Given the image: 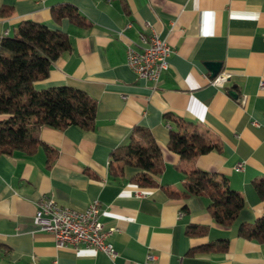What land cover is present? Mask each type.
<instances>
[{
	"label": "crops",
	"instance_id": "crops-1",
	"mask_svg": "<svg viewBox=\"0 0 264 264\" xmlns=\"http://www.w3.org/2000/svg\"><path fill=\"white\" fill-rule=\"evenodd\" d=\"M64 3L88 27L54 21L51 9ZM1 7L11 12L0 15V41L23 21L69 38L71 50L33 88L71 87L97 106L92 130L40 128L39 139L56 153L50 166L42 147L30 156H0V264H264V244L236 234L238 223H252L263 211L252 181L264 176V0H0ZM152 33L172 49L155 89L126 64L127 46L138 48L139 38ZM209 62H219V73L227 75L223 88L211 84ZM165 115L196 125L219 150L181 159L167 148L177 128ZM136 126L161 149L157 187L134 184L140 170L132 166L120 177L109 174L111 152L128 143ZM192 169L226 177L242 195L233 226L215 223L202 197L167 195L165 189L182 190L184 173ZM41 196L75 209L98 200L106 207L103 228L114 229L108 241L116 255L57 248L33 223ZM189 224L206 227L207 234L186 236ZM219 238L228 239L227 251L186 255ZM148 254L154 260L147 261Z\"/></svg>",
	"mask_w": 264,
	"mask_h": 264
},
{
	"label": "trees",
	"instance_id": "trees-1",
	"mask_svg": "<svg viewBox=\"0 0 264 264\" xmlns=\"http://www.w3.org/2000/svg\"><path fill=\"white\" fill-rule=\"evenodd\" d=\"M11 11L0 8V15ZM51 17L59 22L67 19L78 27H88L86 20L75 8L64 3L51 9ZM71 50L68 36L32 21L18 24L12 37L0 41V156L14 152L33 155L42 147L50 166L56 156L54 150L39 139V130L44 126L65 128L73 125L84 131L95 126L96 101L86 93L67 86L35 90L33 84L44 80L54 61ZM177 130H170L167 148L181 159L191 161L202 154L218 151L219 145L212 142L196 125L179 118L165 115ZM124 166L140 170L132 178L138 187H157L156 177L163 171L161 149L149 132L139 126L133 128L127 144L110 154L108 165L112 177H120ZM181 191L165 189L170 198L199 196L207 201V210L213 221L223 227L233 226L243 208L242 195L230 188L226 177L199 169L184 173ZM253 188L263 203V211L254 222L237 224L239 238L264 244V176L252 181ZM207 228L189 224L185 227L188 237H204ZM229 248V241L219 238L203 245L189 248L187 256L222 253Z\"/></svg>",
	"mask_w": 264,
	"mask_h": 264
},
{
	"label": "built area",
	"instance_id": "built-area-1",
	"mask_svg": "<svg viewBox=\"0 0 264 264\" xmlns=\"http://www.w3.org/2000/svg\"><path fill=\"white\" fill-rule=\"evenodd\" d=\"M130 25H128L129 27ZM152 45H144L140 39L138 48L127 46L126 64L135 75L157 87L161 74L168 70V59L172 49L165 39L152 33ZM264 37V36H263ZM227 81V75L218 73L211 79V84L223 88ZM264 86V82L260 83ZM244 104L245 100L241 99ZM243 163L236 166L240 170ZM140 196V195H139ZM35 214L33 223L41 232L52 235L55 246L63 248H90L114 257L116 252L108 238L113 234L114 229H104L100 218L104 215L106 207L98 200L91 201L83 209H75L57 204L49 196H41L35 203ZM37 207H45L46 215H37ZM154 260L153 255H147V261Z\"/></svg>",
	"mask_w": 264,
	"mask_h": 264
},
{
	"label": "water",
	"instance_id": "water-1",
	"mask_svg": "<svg viewBox=\"0 0 264 264\" xmlns=\"http://www.w3.org/2000/svg\"><path fill=\"white\" fill-rule=\"evenodd\" d=\"M207 69L209 70L211 77H215L221 68V64L219 62H209L206 64ZM233 96H235V94H232Z\"/></svg>",
	"mask_w": 264,
	"mask_h": 264
},
{
	"label": "bare ground",
	"instance_id": "bare-ground-1",
	"mask_svg": "<svg viewBox=\"0 0 264 264\" xmlns=\"http://www.w3.org/2000/svg\"><path fill=\"white\" fill-rule=\"evenodd\" d=\"M144 42V45H152V35H149L147 38L141 36L140 37ZM37 215H46L45 207H37Z\"/></svg>",
	"mask_w": 264,
	"mask_h": 264
}]
</instances>
